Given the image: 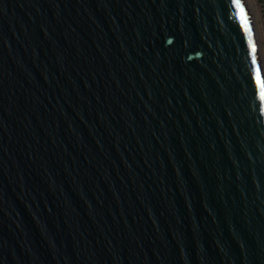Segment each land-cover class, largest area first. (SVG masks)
I'll list each match as a JSON object with an SVG mask.
<instances>
[{
  "label": "water",
  "instance_id": "1",
  "mask_svg": "<svg viewBox=\"0 0 264 264\" xmlns=\"http://www.w3.org/2000/svg\"><path fill=\"white\" fill-rule=\"evenodd\" d=\"M240 5L0 0V264H264Z\"/></svg>",
  "mask_w": 264,
  "mask_h": 264
},
{
  "label": "rangeland",
  "instance_id": "2",
  "mask_svg": "<svg viewBox=\"0 0 264 264\" xmlns=\"http://www.w3.org/2000/svg\"><path fill=\"white\" fill-rule=\"evenodd\" d=\"M255 23L264 67V0H246Z\"/></svg>",
  "mask_w": 264,
  "mask_h": 264
},
{
  "label": "snow or ice",
  "instance_id": "3",
  "mask_svg": "<svg viewBox=\"0 0 264 264\" xmlns=\"http://www.w3.org/2000/svg\"><path fill=\"white\" fill-rule=\"evenodd\" d=\"M234 3H235L236 5H238V6H241V5H240V0H234ZM241 10H243L242 6H241Z\"/></svg>",
  "mask_w": 264,
  "mask_h": 264
}]
</instances>
